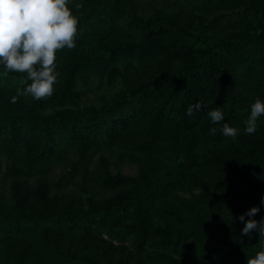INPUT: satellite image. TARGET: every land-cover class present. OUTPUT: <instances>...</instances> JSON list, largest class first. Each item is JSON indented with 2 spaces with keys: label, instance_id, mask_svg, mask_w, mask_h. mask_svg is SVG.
<instances>
[{
  "label": "trees",
  "instance_id": "trees-1",
  "mask_svg": "<svg viewBox=\"0 0 264 264\" xmlns=\"http://www.w3.org/2000/svg\"><path fill=\"white\" fill-rule=\"evenodd\" d=\"M67 6L78 34L52 96H17L31 81L0 65V264H246L259 237L237 218L264 217V115L244 133L264 102V0Z\"/></svg>",
  "mask_w": 264,
  "mask_h": 264
},
{
  "label": "clouds",
  "instance_id": "clouds-1",
  "mask_svg": "<svg viewBox=\"0 0 264 264\" xmlns=\"http://www.w3.org/2000/svg\"><path fill=\"white\" fill-rule=\"evenodd\" d=\"M69 0H0V65L4 75L10 72L24 73L25 81H31L17 96H31L40 101L53 94V85L58 83L56 72V53L64 48L76 46L78 19L67 6ZM82 5L77 4L79 9ZM17 97L12 98L16 102ZM200 103L189 105L186 115L193 116L201 109ZM264 115V102L259 98L251 105L250 115L245 121L244 133L251 135L257 130V121ZM212 124L224 120L222 110L217 107L207 112ZM218 129H209L215 136ZM224 137L235 139L239 129L224 123L219 129ZM264 206V196L260 200ZM260 211L252 207L237 219L244 224L241 236L251 239L257 233L261 250L247 259L246 264H264V217L259 221L252 219ZM245 216L249 217L245 221Z\"/></svg>",
  "mask_w": 264,
  "mask_h": 264
},
{
  "label": "rangeland",
  "instance_id": "rangeland-1",
  "mask_svg": "<svg viewBox=\"0 0 264 264\" xmlns=\"http://www.w3.org/2000/svg\"><path fill=\"white\" fill-rule=\"evenodd\" d=\"M119 171L122 174L131 175V174H133L134 169L132 167H129V166H122V167L119 168Z\"/></svg>",
  "mask_w": 264,
  "mask_h": 264
}]
</instances>
